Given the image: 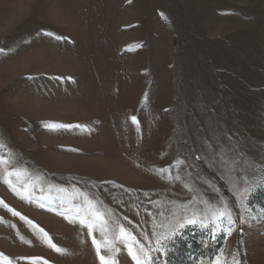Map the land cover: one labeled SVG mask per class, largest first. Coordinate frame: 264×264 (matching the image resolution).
<instances>
[{
  "label": "rangeland",
  "instance_id": "374dc122",
  "mask_svg": "<svg viewBox=\"0 0 264 264\" xmlns=\"http://www.w3.org/2000/svg\"><path fill=\"white\" fill-rule=\"evenodd\" d=\"M0 48V158L27 170L14 191L0 165V264H100L79 193L135 237L117 264L129 245L148 264H264V0H0ZM225 205L236 224L211 239ZM193 212L209 227L157 252Z\"/></svg>",
  "mask_w": 264,
  "mask_h": 264
},
{
  "label": "snow or ice",
  "instance_id": "6c2138e0",
  "mask_svg": "<svg viewBox=\"0 0 264 264\" xmlns=\"http://www.w3.org/2000/svg\"><path fill=\"white\" fill-rule=\"evenodd\" d=\"M45 36L53 37L54 34L52 32H45ZM55 39L60 40L62 37L60 36H54ZM4 49L0 48V53H2ZM31 79V77H29ZM135 122V117L132 118ZM45 127L48 128H68L72 127L71 125H59V124H45ZM77 127H80L79 125ZM4 144L2 141H0V148H3ZM12 154L9 153V157H11ZM0 165H13L12 159H4L0 158ZM163 171V170H161ZM4 182L9 184L10 187L13 188L15 191L14 185H12V182L8 179L9 176H16L17 179H19L22 176L27 175V170L18 168L15 165L12 166V170L9 171L8 167H4ZM261 186H264L262 184ZM253 189L252 187L245 188L243 192L239 193L242 199H246L248 196V193L251 192ZM24 191L28 193V186H25ZM58 191H65L64 189H58ZM79 196L83 197V205H76L75 207L78 209V215L74 217L73 222H75V219H79V223L82 226H86L88 228V236L92 238V247L95 250V255L97 259L99 260L100 264H117L116 253L120 251L119 244L125 243V242H131L132 244H135V237L132 236L131 233L127 232L122 226L119 228V233L117 234L115 231H110L109 228V220L111 219V216L109 215L108 219H105V214L100 212L96 208L95 202L90 199L85 193H79ZM31 199V194L28 193L27 197H22ZM62 203L64 202V198H61ZM2 203V202H0ZM51 204V201H49V205ZM7 207V205H5ZM39 207L44 208L46 205L44 203H40ZM49 210H53L51 207H49ZM9 211H12L9 209ZM66 212L61 211L58 213L61 216H65L66 218ZM13 215H19V213L14 212ZM21 219H26L25 217H21ZM226 220L227 224L225 227L221 228V231H224L226 235H231L233 228L236 224V221L233 219L232 212L228 209L227 205H225L221 210L212 211L211 213V221H212V227L210 230V238L214 239L216 235V228L220 227V225L223 223V221ZM29 224L32 225L33 229L35 230L36 236L41 239L43 242H45L50 248H52L55 252L66 255L68 254L67 250L61 247H58L56 244L52 242L51 237L49 234L41 227H38L37 225L33 224L31 220L27 221ZM241 224L246 223V221L243 219V217H240ZM190 225H198L202 228L209 227L208 225V218L207 214H205L203 217H201L200 214L197 212H193L191 217H185L182 221L180 219H176L174 223H171L169 228V234L167 236L158 237L156 239V244L159 245L155 250L157 252H163L166 254L168 251V243L171 242L172 238L179 235L180 231H182L186 226ZM98 230L100 234V241H97V239L93 236V231ZM20 240L24 243H29V241L25 240L23 236L19 237ZM138 251L141 254L140 258H138L137 254L133 252L132 246H128V252L129 255L132 256V259L136 261V264H148L147 259H143V257L150 255V252L152 249H149L147 252H145V248L142 246L137 245ZM102 251L104 254H102ZM3 254H0V257H2ZM23 259L36 261V260H42V258H32V257H25ZM4 260L7 261V258L4 257ZM7 264H11V261H7ZM43 264H47V261H43ZM209 264H222L221 259L219 256H217L216 260L214 262L210 261ZM232 264H240L239 260L235 259V254L233 258Z\"/></svg>",
  "mask_w": 264,
  "mask_h": 264
}]
</instances>
